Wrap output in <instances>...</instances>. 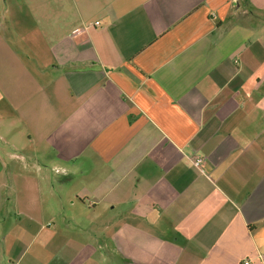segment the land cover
Segmentation results:
<instances>
[{
  "label": "crops",
  "instance_id": "obj_1",
  "mask_svg": "<svg viewBox=\"0 0 264 264\" xmlns=\"http://www.w3.org/2000/svg\"><path fill=\"white\" fill-rule=\"evenodd\" d=\"M246 262L264 0H0V264Z\"/></svg>",
  "mask_w": 264,
  "mask_h": 264
},
{
  "label": "built area",
  "instance_id": "obj_2",
  "mask_svg": "<svg viewBox=\"0 0 264 264\" xmlns=\"http://www.w3.org/2000/svg\"><path fill=\"white\" fill-rule=\"evenodd\" d=\"M202 158H198V159H196V160H192V162H193V165L194 166H196V167H201V163H202ZM245 264H248V262H246Z\"/></svg>",
  "mask_w": 264,
  "mask_h": 264
},
{
  "label": "rangeland",
  "instance_id": "obj_3",
  "mask_svg": "<svg viewBox=\"0 0 264 264\" xmlns=\"http://www.w3.org/2000/svg\"><path fill=\"white\" fill-rule=\"evenodd\" d=\"M56 173H54V175H55ZM53 179L55 180L56 179V176H53ZM18 184H19V189H20V191H21V187H20V185H21V183L20 182H18ZM21 195V194H20Z\"/></svg>",
  "mask_w": 264,
  "mask_h": 264
}]
</instances>
